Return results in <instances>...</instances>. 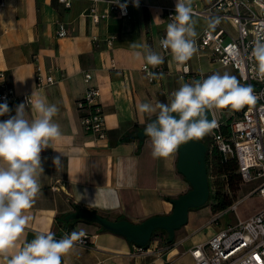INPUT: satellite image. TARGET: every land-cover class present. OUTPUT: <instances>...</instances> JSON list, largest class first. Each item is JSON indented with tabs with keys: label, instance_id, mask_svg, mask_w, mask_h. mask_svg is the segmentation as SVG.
Instances as JSON below:
<instances>
[{
	"label": "crops",
	"instance_id": "0c3cea01",
	"mask_svg": "<svg viewBox=\"0 0 264 264\" xmlns=\"http://www.w3.org/2000/svg\"><path fill=\"white\" fill-rule=\"evenodd\" d=\"M4 1L6 5L0 7V73L5 78H0V85L5 81L19 96L33 93L34 98L55 104L59 111L53 120L62 132L41 153V193L26 210L30 220L19 243L31 241L37 232L51 231L58 236L68 229L95 237L91 247L75 245L62 257V264H194L192 250L227 229L209 226L213 215H221L213 214L211 208L201 212L204 216L192 215L196 209L191 210L173 244L152 241L151 248L159 249V255L135 254L136 244L126 236L89 221L67 223L66 216L79 210L93 211L110 220L124 218L139 224L173 213L172 201L192 187L178 169L179 151L171 158L154 159L150 139L138 137L155 116L142 117L137 105L167 103L181 81L202 80L195 70L199 64L213 68L219 63L212 49L201 50L196 43L197 52L186 62L192 74L181 76L180 65L160 45L170 22L162 8H175L176 0H140L138 8L130 0L127 17L111 9L109 3L100 2L99 12L108 17L99 24L84 17L91 6L88 0H72L70 8L59 0ZM216 1L193 0L192 8L206 10ZM193 20L197 39L209 19L193 16ZM60 25L66 27V36L58 35ZM224 25L235 31L230 22L224 21ZM112 37L115 40L110 45ZM132 43L147 45L164 58L162 77L153 84L144 71L151 65L134 56L143 49H134ZM38 70L45 80L54 75L56 83L38 88ZM86 72L93 75L91 85L101 90L106 139L96 138L82 125L79 102L89 89ZM35 115L28 110L29 120ZM57 156L61 157L58 167L53 164ZM85 192L93 199L91 206L80 198Z\"/></svg>",
	"mask_w": 264,
	"mask_h": 264
},
{
	"label": "clouds",
	"instance_id": "9594fccd",
	"mask_svg": "<svg viewBox=\"0 0 264 264\" xmlns=\"http://www.w3.org/2000/svg\"><path fill=\"white\" fill-rule=\"evenodd\" d=\"M126 15L127 0L113 2ZM139 7L140 0H131ZM193 0H176L175 15L167 24L166 35L160 40L165 50H170L173 60L183 65L197 52L195 21L193 20ZM158 18V17H157ZM218 19L209 20L208 27L214 28ZM136 58H142L147 65L157 67L164 58L147 45L132 43ZM251 55L257 61V75L264 80V42L255 43ZM162 75V74H160ZM157 78L156 73H149ZM32 97V95L30 96ZM29 97V98H30ZM16 106L15 115L0 121V264H62L76 242L84 236L83 231H72L57 239L55 233L37 232L31 241L19 243L30 220L26 210L35 203L41 193L40 176L44 173L41 153L50 147V142L62 136L60 126L53 117L59 109L46 99L35 97ZM255 102L251 85L242 84L236 76L227 72L213 73L202 80L191 83L181 81L178 90L171 93L167 103H139L138 113L155 116L144 127V135L151 141V155L154 159H167L178 149L193 140H202L217 126L209 120L212 109L229 108L241 110ZM31 105L35 118H26V110ZM7 102L0 103V116L10 113ZM176 114V115H173ZM61 157L53 158L58 167ZM91 206L93 199L87 193L80 194Z\"/></svg>",
	"mask_w": 264,
	"mask_h": 264
},
{
	"label": "built area",
	"instance_id": "2783aa9c",
	"mask_svg": "<svg viewBox=\"0 0 264 264\" xmlns=\"http://www.w3.org/2000/svg\"><path fill=\"white\" fill-rule=\"evenodd\" d=\"M66 7L70 8L72 0H59ZM91 6L84 17H89L94 23L99 24L107 19L106 14L98 10L100 2H107L111 9L121 13V9L114 4V0H88ZM125 3V0H120ZM126 15H130V1ZM5 1L0 0V7H4ZM163 11L171 22L170 18L175 15L174 7H163ZM193 16L209 20L218 19L219 23L214 28L208 26L203 30L196 40L199 49H212L217 61L225 67L233 68L245 85H251L255 102L245 105L242 109V116L235 120L229 129V134L223 132L222 123L216 118V127L211 132L213 145L220 151L224 160H236L243 182H259V186L250 195L257 193L264 199V80L257 75V61L251 55L255 43L259 40L264 42V0H217L214 5L206 10L197 7L193 8ZM224 21L230 22L235 31L231 32ZM68 31L64 25H60L59 36H66ZM165 36L162 37V39ZM97 39V38H96ZM115 38L109 39V44H114ZM166 53L170 50L163 49ZM180 65V64H179ZM183 78L189 77L192 72L190 66L185 63L181 65ZM144 71L150 83H154L162 77L164 68L145 66ZM149 73H156L157 78H151ZM4 79L5 74L0 73ZM93 75L85 73V81L89 84L85 97L79 102V109L83 112L82 125L85 130L102 140L108 137L103 109L99 104L101 90L91 85ZM56 83L54 75L46 80L38 70V88ZM32 95V97H30ZM30 97V98H29ZM34 98L33 93L17 95L15 90L5 81L0 85V103L5 101L11 110L9 114L0 116V121L7 120L15 115L16 106L27 103V100ZM31 105L26 110V118ZM230 209H238L237 203ZM223 214V213H222ZM71 232L67 229L56 236L60 239ZM84 236L75 245L91 247L95 236L83 232ZM152 243V242H151ZM136 244L135 254H157L159 249ZM194 264H264V209L245 220H239L234 226L221 230L203 245L192 250ZM198 253V255H197ZM168 264H174L169 261Z\"/></svg>",
	"mask_w": 264,
	"mask_h": 264
},
{
	"label": "water",
	"instance_id": "95a60500",
	"mask_svg": "<svg viewBox=\"0 0 264 264\" xmlns=\"http://www.w3.org/2000/svg\"><path fill=\"white\" fill-rule=\"evenodd\" d=\"M208 118L215 120L213 109ZM137 135L140 139L147 138L144 129ZM208 152V146L201 140L190 141L179 148L178 169L192 188L172 201L175 209L170 215L152 217L136 224L124 219L110 220L93 211L79 210L66 216V222L78 219L91 221L106 230L126 236L130 242L140 246L149 245L156 230H164L169 234V242L172 243L176 232L188 223L190 211L205 206L210 199ZM222 158L224 159L223 155Z\"/></svg>",
	"mask_w": 264,
	"mask_h": 264
},
{
	"label": "trees",
	"instance_id": "16d2710c",
	"mask_svg": "<svg viewBox=\"0 0 264 264\" xmlns=\"http://www.w3.org/2000/svg\"><path fill=\"white\" fill-rule=\"evenodd\" d=\"M222 111L230 113V117L228 118V120L225 122L223 121L222 123L223 132L225 134H229L231 124L235 120L241 118L243 109L234 111L229 108H224L222 109ZM201 141H203L208 146L209 152L207 153V165L211 191L210 199L204 207L210 205L212 211L215 214H222L238 202L233 199L232 190H239L244 185V182L236 160L225 161L222 158L220 151H218L217 148L213 145L211 138L209 142L204 138ZM123 219L124 218H121L119 220ZM80 220L81 219L74 221L76 222ZM83 221L88 222L87 220ZM89 223L95 224L91 221H89ZM159 232H162L166 235V244H173L175 242V240L172 243L169 242V234L164 230H156L153 233L152 241H163V236L160 237V235L158 234Z\"/></svg>",
	"mask_w": 264,
	"mask_h": 264
},
{
	"label": "rangeland",
	"instance_id": "374dc122",
	"mask_svg": "<svg viewBox=\"0 0 264 264\" xmlns=\"http://www.w3.org/2000/svg\"><path fill=\"white\" fill-rule=\"evenodd\" d=\"M195 62H192V67L194 69V64ZM180 68L182 69L181 65ZM198 73L201 74L202 79L207 78V76L219 72L220 74H223L225 72L236 76L237 79L241 82V80L239 79L238 75L236 74L235 71L231 70H226L223 69L222 66L218 63L216 66L210 67V68H206L203 66H200L199 64V68L195 69ZM182 73V71H180V74ZM242 83V82H241ZM244 84V83H242ZM245 85V84H244ZM215 118L219 121V122H225L228 120V118L230 117V113H226L223 112L222 109H213ZM211 135H207L204 137V139H207L208 142L210 141ZM259 182H251V184L248 183H244V185L239 189V190H232V196L233 199L238 201L237 205H238V209L236 210H232V209H228L225 213L221 214V215H213V217H211V221H210V225L212 228L218 230V229H224V228H228L229 226H234L239 220H245L249 217H251L252 215L259 213L261 210L264 209V199L262 197H260L259 194L255 193L252 196L250 195V192L252 193L253 191H255L257 189V187L259 186L258 184ZM209 208H211L210 205L204 207L201 209V211L199 210H193L192 215H199V216H204L203 213H201L204 210H209ZM207 214V213H206ZM214 214V212H213ZM160 235V237H162L163 244L165 243V239H166V235L162 232L158 233Z\"/></svg>",
	"mask_w": 264,
	"mask_h": 264
},
{
	"label": "snow or ice",
	"instance_id": "6c2138e0",
	"mask_svg": "<svg viewBox=\"0 0 264 264\" xmlns=\"http://www.w3.org/2000/svg\"><path fill=\"white\" fill-rule=\"evenodd\" d=\"M197 255H198V253H197Z\"/></svg>",
	"mask_w": 264,
	"mask_h": 264
}]
</instances>
